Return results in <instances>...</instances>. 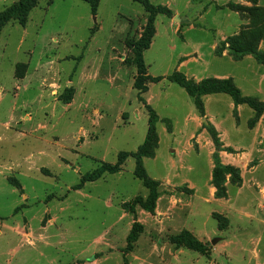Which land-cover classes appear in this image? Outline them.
Returning <instances> with one entry per match:
<instances>
[{
    "label": "rangeland",
    "instance_id": "1",
    "mask_svg": "<svg viewBox=\"0 0 264 264\" xmlns=\"http://www.w3.org/2000/svg\"><path fill=\"white\" fill-rule=\"evenodd\" d=\"M149 1L172 13L155 17V35L143 52L147 74L161 77L147 83L142 94L159 118L158 160L143 159L152 179L162 176V159L171 154L165 144L167 123L171 133L173 121L181 125L189 105L195 109L186 92L167 76L174 71L199 76L219 69L210 49L216 40L213 29L222 32L229 21L226 14L236 13L242 22L238 33L256 30L262 20L237 7L263 6L259 0ZM16 2L0 0V13ZM208 7L212 11L196 20ZM174 16L187 21L180 24ZM146 21L143 7L133 0H99L95 15L82 0H38L25 26L12 20L2 28L0 264H264L263 190L240 216L228 218L217 204L198 203L193 214L179 217L185 230L192 224L197 231H208L202 242L208 245L206 258L167 242L176 234L166 228L165 221L176 217L171 210L159 217L156 212L142 214L143 232L133 250L124 251L136 216L123 204L147 194L133 175L132 158L120 172L72 189L81 176L103 163L114 164L119 152H135L145 139L148 113L132 88L136 69L129 43L139 39ZM191 24L202 27L185 28L183 36L175 29ZM182 54L193 59L199 54V61L179 70ZM244 119L239 120L241 129H247ZM188 144L196 149L193 140ZM229 153L244 156L241 151ZM208 160L204 146L198 155L185 158V165L205 174ZM227 180L232 184L229 175ZM157 182L160 196L168 194ZM215 192L216 199L227 197L217 198Z\"/></svg>",
    "mask_w": 264,
    "mask_h": 264
},
{
    "label": "crops",
    "instance_id": "2",
    "mask_svg": "<svg viewBox=\"0 0 264 264\" xmlns=\"http://www.w3.org/2000/svg\"><path fill=\"white\" fill-rule=\"evenodd\" d=\"M218 0H216L217 2ZM237 3L243 4L242 0H236ZM260 6L264 7V0L258 1ZM209 7L202 14H198L196 20L204 14L211 12ZM175 17H173V21ZM179 18V17H178ZM228 18L227 27L222 32L213 29L216 40L211 44L210 49L214 53V63L220 64L219 69L213 70L209 74H200L199 76H185L196 82L206 78L215 79H232L235 85L240 89L244 96L255 97L264 103V67L256 62L252 56H245L239 61H235L228 54L227 50L223 51L220 56L215 53L217 41H222L229 35L237 34L242 22L236 13L226 14ZM175 21L184 24L186 18ZM192 22L190 17H187ZM200 26L184 25L176 27L183 36L185 28L190 31ZM185 41V38H184ZM259 49L264 51V43H260ZM194 59L189 54H182L178 57L179 70L188 64L199 61L198 55L194 54ZM205 120L216 131L223 149L230 148L234 152L241 151L244 155L240 157L238 153H229L220 151L219 158L222 164L234 166L240 169V185H233L227 180L225 182L227 197L216 199L214 197L215 189L211 185V174L213 168L212 154L214 145L210 136L203 127L204 122L199 117L196 109L189 105L187 113L181 121V125L175 120L171 133H164L168 136L165 144L170 150V157L163 158L165 170L162 176L152 178L160 181L164 190L168 194H162L156 203L155 212L158 217L165 214L168 210L176 214V217L165 221L166 228H172L174 233L185 230L182 224H179V217H188L197 210L198 203L212 205L217 204L220 212L225 213L228 218L236 215H242L248 208V204L257 200V193L262 191L264 195V114L253 128L248 127V122L254 116V111L247 105L235 106L232 99L226 94H211L202 97ZM148 104V102H147ZM245 116V126L241 129L240 119ZM180 125V126H178ZM164 132V131H163ZM170 137V138H169ZM194 141L196 149L194 150L188 143ZM161 145L159 137V147ZM207 148L209 160L207 162V172L205 174L195 171L194 166L185 165V158L198 155L203 147ZM159 149V148H158ZM158 151L152 160H158ZM180 189L179 192H174ZM78 191V190H77ZM187 193V196H184ZM264 199V197H262ZM259 199V198H258ZM260 201V200H259ZM177 207H179L177 209ZM177 209V210H175ZM148 215L144 211H138L136 220L141 222V215ZM174 218V219H173ZM182 223V222H181ZM189 230L199 241L203 242L208 231H197L191 224ZM197 233V234H196ZM235 246V245H233ZM237 252V250H235Z\"/></svg>",
    "mask_w": 264,
    "mask_h": 264
},
{
    "label": "trees",
    "instance_id": "3",
    "mask_svg": "<svg viewBox=\"0 0 264 264\" xmlns=\"http://www.w3.org/2000/svg\"><path fill=\"white\" fill-rule=\"evenodd\" d=\"M38 0H17L12 6L8 7L0 13V32L2 28L12 20L16 21L20 26H25L29 12L36 6ZM90 7L92 15L96 14L99 0H82ZM141 4L147 14V21L138 40L129 43L132 52L131 63L136 69L132 88L137 91L138 101L141 102L148 113L147 131L145 139L138 146L135 152H119L114 164L103 163L89 173L81 176L79 183L72 189L80 190L85 183L94 182L102 177L105 173L116 174L120 172L128 158L134 160L133 175L141 182V185L147 190L145 197L135 196L130 202L123 204V208L134 217L137 209L153 215L156 209V203L160 196L159 182L151 179L143 166V159L154 158L155 151L158 148V136L156 133V123L159 118L156 112L146 103L142 94L146 93L147 83L158 82L161 77H151L147 74L146 67L143 62V52L147 50L155 35V17L163 14L171 17L172 13L164 6L154 5L149 0H133ZM255 4V0L252 1ZM240 11H245L252 18L262 20V27L252 31L242 30L236 36L227 37L225 41H221L216 49V55L220 56L223 51L227 50L233 60L239 61L245 56H252L256 62L264 67V51L259 47L260 42H264V7L254 6L252 8L237 7ZM227 45V46H226ZM167 80L178 85L191 98L193 105L200 117L205 116L202 97L211 94H227L233 101L234 105H247L254 111L253 118L248 122V127L253 128L260 116L264 114V103L255 97L244 96L240 89L235 85L234 81L228 79L206 78L199 82L187 78L184 74L174 71L167 76ZM66 100L71 98V90ZM210 139L214 145L212 154L213 170L211 184L215 188L217 198L226 196L225 176L229 175L234 185L241 182L240 172L237 168L230 165H224L219 158L220 151L232 152L231 149H223L214 128L207 122L204 124ZM167 132L171 131L170 124L167 123ZM143 232V225L134 220L126 237V253L133 250L134 244L137 242L140 234ZM167 242L175 248H184L208 258V245L198 241L190 232L183 230L176 234L169 235ZM125 263V260H124Z\"/></svg>",
    "mask_w": 264,
    "mask_h": 264
},
{
    "label": "water",
    "instance_id": "4",
    "mask_svg": "<svg viewBox=\"0 0 264 264\" xmlns=\"http://www.w3.org/2000/svg\"><path fill=\"white\" fill-rule=\"evenodd\" d=\"M174 20H175V21H178V20H181V19L178 18V17H175ZM218 240H219V239H217V238H216V239H213V240L211 241V243H212V244H215L216 242H218Z\"/></svg>",
    "mask_w": 264,
    "mask_h": 264
}]
</instances>
